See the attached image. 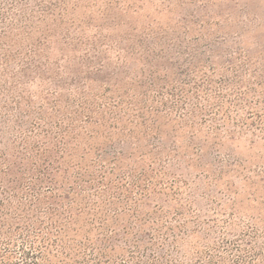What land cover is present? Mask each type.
I'll return each instance as SVG.
<instances>
[{
    "label": "trees",
    "instance_id": "obj_1",
    "mask_svg": "<svg viewBox=\"0 0 264 264\" xmlns=\"http://www.w3.org/2000/svg\"><path fill=\"white\" fill-rule=\"evenodd\" d=\"M121 9L0 0V264H167L152 242H166L165 213L146 208L165 201L169 162L197 167L167 143L194 144L204 124L218 133L254 92L218 63L203 72L184 21L137 29ZM249 75L264 95L263 78Z\"/></svg>",
    "mask_w": 264,
    "mask_h": 264
},
{
    "label": "rangeland",
    "instance_id": "obj_2",
    "mask_svg": "<svg viewBox=\"0 0 264 264\" xmlns=\"http://www.w3.org/2000/svg\"><path fill=\"white\" fill-rule=\"evenodd\" d=\"M119 4L126 20L137 29H172L184 21L186 32L193 31L192 35L183 33L186 52L197 50L203 72L208 74V66L218 63L227 79L242 76L244 86L254 91L246 101H237L240 109L231 111L232 120L227 125L221 123L218 133L204 124L194 144L187 137L171 138L173 143H167L169 148L184 149L197 167L190 170L169 162L167 174L158 178L165 201L155 200L146 208L157 209L158 203L165 213L162 233L166 242L152 241L158 245L159 256L169 260L161 261L264 264V95L255 85L257 79L249 75L257 72L264 82V0H119ZM227 25L233 29L227 30ZM207 32L212 34L209 38H199ZM239 49L247 52L251 62L239 55ZM212 50L221 58L213 56ZM233 64L244 65V70L235 72ZM213 77L218 80L220 76ZM233 88L226 90L225 96L236 101ZM247 88L240 89L246 92ZM176 239H182L180 253L174 248Z\"/></svg>",
    "mask_w": 264,
    "mask_h": 264
}]
</instances>
